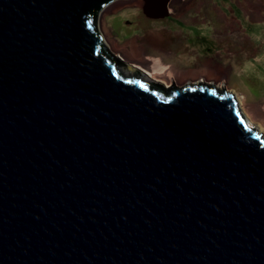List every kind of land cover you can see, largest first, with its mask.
Instances as JSON below:
<instances>
[{"label": "water", "instance_id": "water-1", "mask_svg": "<svg viewBox=\"0 0 264 264\" xmlns=\"http://www.w3.org/2000/svg\"><path fill=\"white\" fill-rule=\"evenodd\" d=\"M112 1L0 0V264H264L263 132L124 73Z\"/></svg>", "mask_w": 264, "mask_h": 264}, {"label": "rangeland", "instance_id": "rangeland-1", "mask_svg": "<svg viewBox=\"0 0 264 264\" xmlns=\"http://www.w3.org/2000/svg\"><path fill=\"white\" fill-rule=\"evenodd\" d=\"M146 3L114 0L98 13V30L124 73L166 84L192 76L230 90L264 134V0H167L159 15Z\"/></svg>", "mask_w": 264, "mask_h": 264}, {"label": "flooded vegetation", "instance_id": "flooded-vegetation-1", "mask_svg": "<svg viewBox=\"0 0 264 264\" xmlns=\"http://www.w3.org/2000/svg\"><path fill=\"white\" fill-rule=\"evenodd\" d=\"M152 9H153V11H155V13H153V11H152L153 15H156V14L159 15V14H162L163 12L166 11V10L164 11V9L160 10L159 5H158V2H157V4L155 3L153 5ZM138 70H140V69H138ZM141 72L142 71H138L135 74H131V75L134 76V77H137V78L146 80V81H150L154 85V87H156L157 89H159L161 91L162 90L163 91H173L176 88L181 89V88H187L188 86H193V85L198 86L200 84L208 85V86H215L216 87V85L209 84L206 81H205V83L202 82V81H199L200 79H197L198 81H196L195 80L196 78H193L192 76H189L188 78H184L183 80L181 79L179 81H176V80L172 79L171 82H170V84H166L162 80L155 79L152 76H148L149 78L147 79V78L144 77L143 73H141ZM144 73H146V72H144ZM146 74H148V73H146ZM179 83H181V84L179 85Z\"/></svg>", "mask_w": 264, "mask_h": 264}, {"label": "bare ground", "instance_id": "bare-ground-1", "mask_svg": "<svg viewBox=\"0 0 264 264\" xmlns=\"http://www.w3.org/2000/svg\"><path fill=\"white\" fill-rule=\"evenodd\" d=\"M113 1H114V0H113ZM113 1H112V2H113ZM112 2H111V3H112ZM104 8H105V7H104ZM150 79H151V78H150ZM148 82H150V81H148ZM238 99H239V103L241 104V98L239 97ZM247 122H249L251 125H253V122H252V120L248 119V121H247ZM261 129H263V130H264V127H263V126H261Z\"/></svg>", "mask_w": 264, "mask_h": 264}, {"label": "trees", "instance_id": "trees-1", "mask_svg": "<svg viewBox=\"0 0 264 264\" xmlns=\"http://www.w3.org/2000/svg\"><path fill=\"white\" fill-rule=\"evenodd\" d=\"M96 21H97V19H96ZM102 46H103V48H104V50L105 51H107L108 49L106 48V46H105V43L104 42H102ZM107 49V50H106ZM108 52V51H107Z\"/></svg>", "mask_w": 264, "mask_h": 264}, {"label": "crops", "instance_id": "crops-1", "mask_svg": "<svg viewBox=\"0 0 264 264\" xmlns=\"http://www.w3.org/2000/svg\"><path fill=\"white\" fill-rule=\"evenodd\" d=\"M158 68V67H157ZM162 72V71H161ZM166 72V71H165Z\"/></svg>", "mask_w": 264, "mask_h": 264}]
</instances>
